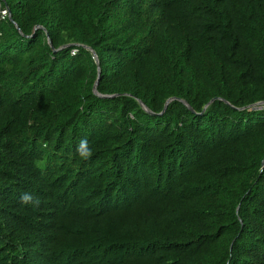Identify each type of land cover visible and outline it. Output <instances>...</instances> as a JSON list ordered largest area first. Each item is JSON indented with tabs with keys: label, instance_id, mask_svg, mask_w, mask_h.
Listing matches in <instances>:
<instances>
[{
	"label": "trees",
	"instance_id": "trees-1",
	"mask_svg": "<svg viewBox=\"0 0 264 264\" xmlns=\"http://www.w3.org/2000/svg\"><path fill=\"white\" fill-rule=\"evenodd\" d=\"M2 2L0 264H264V0Z\"/></svg>",
	"mask_w": 264,
	"mask_h": 264
},
{
	"label": "clouds",
	"instance_id": "clouds-1",
	"mask_svg": "<svg viewBox=\"0 0 264 264\" xmlns=\"http://www.w3.org/2000/svg\"><path fill=\"white\" fill-rule=\"evenodd\" d=\"M81 155H82L83 158H87L88 156L91 155V151L90 150H88L86 152L82 151ZM21 202L25 203V204L32 203L34 205H38L40 201H39V199L37 197H34L32 194L24 193L21 196Z\"/></svg>",
	"mask_w": 264,
	"mask_h": 264
},
{
	"label": "built area",
	"instance_id": "built-area-1",
	"mask_svg": "<svg viewBox=\"0 0 264 264\" xmlns=\"http://www.w3.org/2000/svg\"><path fill=\"white\" fill-rule=\"evenodd\" d=\"M8 19H10V11L8 7L3 4L2 0H0V22ZM70 53L73 55L74 51L72 50Z\"/></svg>",
	"mask_w": 264,
	"mask_h": 264
},
{
	"label": "water",
	"instance_id": "water-1",
	"mask_svg": "<svg viewBox=\"0 0 264 264\" xmlns=\"http://www.w3.org/2000/svg\"><path fill=\"white\" fill-rule=\"evenodd\" d=\"M95 90V85L93 86V91ZM258 104H260V105H262V104H264V101L263 102H261V103H258ZM164 109V108H163ZM162 109V110H163Z\"/></svg>",
	"mask_w": 264,
	"mask_h": 264
}]
</instances>
